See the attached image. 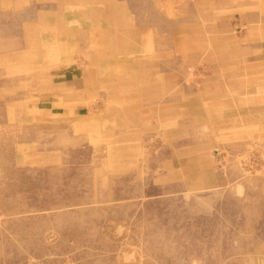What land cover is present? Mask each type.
<instances>
[{"label":"rangeland","instance_id":"rangeland-1","mask_svg":"<svg viewBox=\"0 0 264 264\" xmlns=\"http://www.w3.org/2000/svg\"><path fill=\"white\" fill-rule=\"evenodd\" d=\"M263 46L264 0H0V264H264Z\"/></svg>","mask_w":264,"mask_h":264},{"label":"crops","instance_id":"crops-1","mask_svg":"<svg viewBox=\"0 0 264 264\" xmlns=\"http://www.w3.org/2000/svg\"><path fill=\"white\" fill-rule=\"evenodd\" d=\"M261 44H263V43H261ZM198 95L199 94L194 93V95L190 98V100H188V102L190 104H196L198 102V99H197ZM168 157L171 161V163H170V169L171 170H175L178 168L180 173L181 174L183 173V175H185V176L186 175H189V177L195 176L196 173L191 171V169H190L191 166H194V164L191 165V163H195V158L193 156L179 158L175 154L171 155V153H170V154H168ZM189 165H191V166L189 167ZM167 175H168V173H166V176Z\"/></svg>","mask_w":264,"mask_h":264}]
</instances>
